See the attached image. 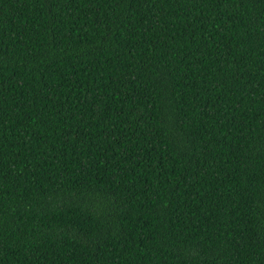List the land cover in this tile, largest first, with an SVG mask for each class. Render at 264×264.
Here are the masks:
<instances>
[{
	"label": "trees",
	"instance_id": "trees-1",
	"mask_svg": "<svg viewBox=\"0 0 264 264\" xmlns=\"http://www.w3.org/2000/svg\"><path fill=\"white\" fill-rule=\"evenodd\" d=\"M0 264H264V0H0Z\"/></svg>",
	"mask_w": 264,
	"mask_h": 264
}]
</instances>
